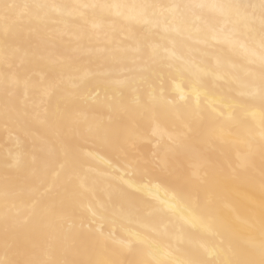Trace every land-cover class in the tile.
<instances>
[{"label":"bare ground","instance_id":"6f19581e","mask_svg":"<svg viewBox=\"0 0 264 264\" xmlns=\"http://www.w3.org/2000/svg\"><path fill=\"white\" fill-rule=\"evenodd\" d=\"M262 261L264 0H0L2 264Z\"/></svg>","mask_w":264,"mask_h":264},{"label":"snow or ice","instance_id":"6c2138e0","mask_svg":"<svg viewBox=\"0 0 264 264\" xmlns=\"http://www.w3.org/2000/svg\"><path fill=\"white\" fill-rule=\"evenodd\" d=\"M9 7H10V6H9ZM0 264H2V262H0ZM261 264H264V261H262Z\"/></svg>","mask_w":264,"mask_h":264}]
</instances>
